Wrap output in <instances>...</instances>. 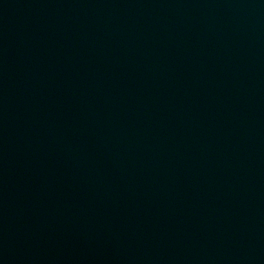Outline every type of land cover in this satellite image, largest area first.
<instances>
[{
    "label": "water",
    "instance_id": "1",
    "mask_svg": "<svg viewBox=\"0 0 264 264\" xmlns=\"http://www.w3.org/2000/svg\"><path fill=\"white\" fill-rule=\"evenodd\" d=\"M0 264H264V0H0Z\"/></svg>",
    "mask_w": 264,
    "mask_h": 264
}]
</instances>
